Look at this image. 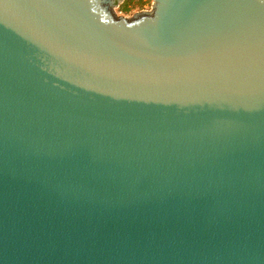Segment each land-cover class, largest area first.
<instances>
[{"label": "water", "instance_id": "1", "mask_svg": "<svg viewBox=\"0 0 264 264\" xmlns=\"http://www.w3.org/2000/svg\"><path fill=\"white\" fill-rule=\"evenodd\" d=\"M0 0V264H264V3Z\"/></svg>", "mask_w": 264, "mask_h": 264}, {"label": "rangeland", "instance_id": "2", "mask_svg": "<svg viewBox=\"0 0 264 264\" xmlns=\"http://www.w3.org/2000/svg\"><path fill=\"white\" fill-rule=\"evenodd\" d=\"M150 4H151V0H143L141 3H137V2H135L134 4L131 3L129 10L126 12L120 11V9H119L120 4H119L118 7L114 8V11L118 15L131 16L133 13H135L137 11L148 10L150 8Z\"/></svg>", "mask_w": 264, "mask_h": 264}, {"label": "trees", "instance_id": "3", "mask_svg": "<svg viewBox=\"0 0 264 264\" xmlns=\"http://www.w3.org/2000/svg\"><path fill=\"white\" fill-rule=\"evenodd\" d=\"M143 0H123V2L119 5V9L122 12H126L129 10L131 3H141Z\"/></svg>", "mask_w": 264, "mask_h": 264}, {"label": "snow or ice", "instance_id": "4", "mask_svg": "<svg viewBox=\"0 0 264 264\" xmlns=\"http://www.w3.org/2000/svg\"><path fill=\"white\" fill-rule=\"evenodd\" d=\"M261 3H264V0H260Z\"/></svg>", "mask_w": 264, "mask_h": 264}]
</instances>
